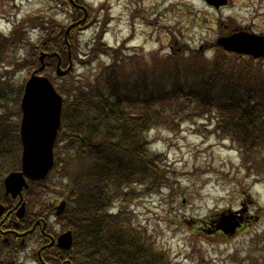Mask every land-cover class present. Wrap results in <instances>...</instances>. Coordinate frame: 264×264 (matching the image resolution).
Listing matches in <instances>:
<instances>
[{"label":"rangeland","instance_id":"1","mask_svg":"<svg viewBox=\"0 0 264 264\" xmlns=\"http://www.w3.org/2000/svg\"><path fill=\"white\" fill-rule=\"evenodd\" d=\"M82 1L90 7L92 19L76 34V81L89 79L94 83L102 68L113 63L105 49H123L120 79L134 97L170 91L175 72L183 89L198 90L219 57V38L232 35L236 27L264 34V0H229L222 9L210 8L203 0ZM63 5L55 0H0V135L16 127L20 130L22 111L16 97L20 99L22 92V99L26 81L35 69L27 66L28 46L39 44L43 33L24 21L16 30L17 46L7 44L4 37L14 33L23 17H42L45 22L55 19L67 27L72 11ZM100 33L104 47L95 39ZM92 48L96 51L90 53ZM15 52L24 66L13 64ZM223 53L232 63L249 61V57L238 60ZM252 60L262 89L264 60ZM236 65L241 69L242 64ZM44 75L64 98L58 87L70 85L68 80L59 82L55 65ZM188 105L182 104L184 110ZM178 117L183 123L176 120ZM168 118L178 130L160 126L148 135L155 174L151 169L145 171L146 184L123 190L110 212L126 210L167 264H264V176L247 170L236 146L218 137L214 118L190 122L177 114ZM61 158L59 169H54L45 183L24 193L34 221L45 219L47 232L53 236L69 230L49 206L68 199L69 193L57 185L68 186L70 192V176L75 169L66 164L64 155ZM1 193L4 196V191ZM1 204L14 205L6 198ZM40 240V235L29 237L24 246L18 244L9 259L0 249V264H42L37 257Z\"/></svg>","mask_w":264,"mask_h":264},{"label":"trees","instance_id":"2","mask_svg":"<svg viewBox=\"0 0 264 264\" xmlns=\"http://www.w3.org/2000/svg\"><path fill=\"white\" fill-rule=\"evenodd\" d=\"M55 1L64 3L63 6L72 11V19L68 18L71 22L67 27L83 19V12L74 7L70 0ZM74 2L84 5L89 13L88 18L80 26H73L68 34L75 64V45L78 46L76 34L90 22L92 11L82 0ZM24 21L43 33L39 44H28V68L39 66L41 52H58L63 59V67L67 68V27L55 19L45 22L42 17H24L20 25H15L11 36H3L5 42L17 46L16 30L24 25ZM99 36L95 39L104 47L102 34ZM94 51L96 49L92 48L90 53ZM220 51L206 81L198 90L183 89L178 72H175L170 91L152 95L142 93L134 97L125 90L120 79L119 58L123 49H105V52H109L107 55H112L113 63L102 68L94 83L89 79L85 83L76 81L74 68L65 77H58L59 82L68 80L70 86L63 83L58 87L64 94V103L62 129L55 145L54 169H59L63 155L66 164L75 169L70 176V192L68 186L57 185L69 193L67 215L61 218L73 232L74 241L72 249L64 251L63 260L58 259L60 255L50 257L54 260L53 264H61L69 258L71 264H167L163 254L148 243L134 226V220L127 216L126 210L110 213V209L118 202L123 190L136 184H146L144 175L150 169V173L155 174L152 170L157 169L154 166L155 158L148 148V135L152 129L160 126L178 130L168 115L177 114L189 122L205 117L214 118L218 137L236 146L247 170L264 176V165L261 164L264 162V81L263 88L259 89L256 81L258 72L252 68L256 65L255 61L250 58L247 61L233 54L244 62L232 63L222 55V49ZM14 55L16 60L13 64L17 67L26 64L17 56V52ZM236 64H242L241 69L238 70ZM21 96L22 92L20 99L16 97L18 106ZM183 98L185 101L181 103ZM187 103L189 105L184 110L182 104ZM199 111L202 112L196 115ZM18 115L21 116V113ZM177 119L181 120L179 117ZM17 128L9 130V134L0 135V201L5 199L1 193L4 191V177L21 168L22 143ZM46 180L31 183V188ZM31 188L29 193L32 192ZM50 210L54 209L51 207Z\"/></svg>","mask_w":264,"mask_h":264},{"label":"water","instance_id":"3","mask_svg":"<svg viewBox=\"0 0 264 264\" xmlns=\"http://www.w3.org/2000/svg\"><path fill=\"white\" fill-rule=\"evenodd\" d=\"M210 6L219 8L227 4V0H205ZM217 45L227 52L250 55L253 58H264V35L254 33H235L228 37H221ZM59 59L57 75L65 76L70 69L61 68V58L57 53H42L39 61L41 67L32 73L25 85L21 102L22 122L20 127L22 151V168L10 173L4 180L5 195L23 202V190L29 188L28 181L44 180L52 170L54 160V146L62 124L63 97L56 91L51 80L39 75L45 69V59ZM66 203L58 206L57 215L65 210ZM5 207L0 206V215ZM25 213V203L17 211L19 218ZM55 241L53 240L52 244ZM73 235L68 231L60 235L57 245L63 250L71 249Z\"/></svg>","mask_w":264,"mask_h":264},{"label":"flooded vegetation","instance_id":"4","mask_svg":"<svg viewBox=\"0 0 264 264\" xmlns=\"http://www.w3.org/2000/svg\"><path fill=\"white\" fill-rule=\"evenodd\" d=\"M237 32L255 33L251 28L243 27H236L230 33ZM12 201L14 205L12 207L7 206L5 211L0 215V249L5 253V259L13 258L18 249V244L24 246L29 237L40 235V241L42 243L39 242L37 250L39 262L42 264H53L51 258H57L58 255H60L58 259L63 260L65 258L64 252L57 247V242L52 244V239L50 237L56 239L55 241H57V237L47 232L48 225L46 220L40 218L39 221L41 224H38L39 221L34 222L30 214L28 202L25 200L24 217L18 219L17 211L22 204L17 206L19 203L18 199ZM44 222H46L45 226ZM47 252H49V254H46Z\"/></svg>","mask_w":264,"mask_h":264}]
</instances>
